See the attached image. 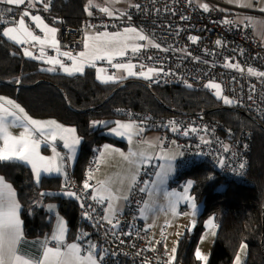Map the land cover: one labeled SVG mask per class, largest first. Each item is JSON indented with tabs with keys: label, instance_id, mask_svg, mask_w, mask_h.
Instances as JSON below:
<instances>
[{
	"label": "built area",
	"instance_id": "obj_1",
	"mask_svg": "<svg viewBox=\"0 0 264 264\" xmlns=\"http://www.w3.org/2000/svg\"><path fill=\"white\" fill-rule=\"evenodd\" d=\"M206 1L209 8L201 10L189 0H133L131 6L115 17L96 13L86 16L75 27L64 25L62 18L49 13L48 8L39 12L27 9V0L20 6L0 3V33L6 28L18 27L24 11L30 16L38 15L56 29V50L42 49L35 42L28 48L37 56L50 57L82 52L87 31L103 33L134 28L151 45L137 52L127 51L112 64L131 65L137 73L155 69L149 74L151 78L145 80L160 87H182L215 95L216 90L205 85L219 84L223 99L232 101L224 102L226 105L264 124V76L259 75L264 73V43L253 35L251 26H238L217 9L219 0ZM30 16L23 17L27 24ZM152 44L160 47H152ZM112 64L105 66L107 72L112 71ZM249 68L255 74H249ZM126 119L143 129L140 132L160 134L166 147L175 145L182 154L178 162L181 168L204 164L224 178L243 181L246 176L253 142L250 131L227 127L203 112L171 117L130 112ZM173 125L179 131H173ZM186 131L188 135H184ZM224 146L228 147L227 152ZM92 154L87 173L95 168L97 149H93ZM64 161V187L66 192L74 194L78 203L79 227L75 236L82 250L95 246L93 254L103 258L98 259L100 264H169L160 245L150 248L149 231L137 219L144 198L140 189L151 176L152 167L141 169L125 208L108 217L104 206L93 199L92 181L87 175L78 181L66 154ZM85 183L90 185L89 189H84Z\"/></svg>",
	"mask_w": 264,
	"mask_h": 264
},
{
	"label": "trees",
	"instance_id": "obj_2",
	"mask_svg": "<svg viewBox=\"0 0 264 264\" xmlns=\"http://www.w3.org/2000/svg\"><path fill=\"white\" fill-rule=\"evenodd\" d=\"M47 4L49 13L62 18L64 25L75 27L86 17L89 0H47ZM2 32L0 95L19 103L34 119H54L76 131L81 139L74 166L78 181L87 175L93 149L103 144L124 147L122 141L105 134V130L126 119L130 112L162 117L203 112L227 127L252 132V152L243 181L224 178L204 164L182 168L177 164L179 174L191 181L195 201L203 206L196 232L203 229L204 219H217V233L206 264H232L242 244L247 247L245 264H264L263 123L233 110L207 92L160 87L140 79L102 85L92 69L70 77L48 71L26 58L20 47L4 39ZM95 123L99 124L95 127ZM0 176L16 191L26 237L49 236L52 232L53 218L36 205L37 200L43 199L57 205L67 225V238L75 239L78 203L59 196L66 192L61 177L44 176L36 183L30 169L16 161H0ZM196 242L197 234L184 236L179 242L177 261L200 264L194 256Z\"/></svg>",
	"mask_w": 264,
	"mask_h": 264
},
{
	"label": "snow or ice",
	"instance_id": "obj_3",
	"mask_svg": "<svg viewBox=\"0 0 264 264\" xmlns=\"http://www.w3.org/2000/svg\"><path fill=\"white\" fill-rule=\"evenodd\" d=\"M39 2V0H37ZM0 3H5L9 5H16L20 6L21 4H25L26 0H0ZM28 6L31 7L32 3L31 0H27ZM91 0H89V7H91ZM247 6L251 7V4L249 3ZM47 7V5L45 6ZM204 10H207V5H201ZM88 9H86L87 11ZM11 11V9H9ZM101 11L108 12L107 8H102ZM261 11H264V9H261ZM111 15V13H108ZM30 13L28 11L23 12V17H29ZM23 17L18 21V27H9L6 30L3 31V35L7 37L10 40H13L17 44H23L26 42L27 38H30L34 42L44 43L45 41L39 40V38L34 35L26 26L25 20ZM31 20L34 21L37 26H40L43 24V21L41 20L40 16H30ZM44 30L51 34L53 38V44H55V28H49L46 25H44ZM127 34H132L134 38L139 40H145L146 37L139 32L136 31L134 28H127L125 29V36L124 39L119 38L121 34H116L115 36L108 37L104 41H100L99 36L93 38L94 43L91 45V52L90 55L95 59H101L103 55H124L125 50L127 49L128 45L126 43V40L129 38ZM193 39V42H195V38ZM219 44L220 42L217 41ZM90 45L87 43V38L85 41V48L88 49ZM152 47H160L158 44H152ZM133 52L137 51L138 49L136 47H133L131 49ZM24 55L32 57V53L29 52L27 49L24 50ZM63 55L68 59H73V66L71 68L65 67L59 60L51 59L46 61L47 63L56 65L59 64V66L67 72L69 75H72L75 72H83V62L77 64L75 58H73L69 53H63ZM81 57H86V53H80ZM35 58V57H32ZM109 63H111V59H109ZM228 67H239L238 65H226ZM117 68H124V65H116ZM131 68V65L128 66ZM48 71H52V68L47 69ZM156 70L149 68L147 70V73L141 72L139 75L143 76L146 79H150L151 76L149 74L154 73ZM249 74H255L253 73V70L251 68L248 69ZM129 75H132L133 73L129 71ZM259 75L264 76V73H259ZM100 79V77H97ZM115 77L108 76L105 78V82L107 80H114ZM188 87H191V85H188ZM205 87L214 88L216 89V95L217 98L220 97V85L215 83H210L205 85ZM224 102L232 103V101L228 100L227 98H224ZM9 105H12L13 108L17 110L18 113L21 114L23 121L27 122V125H31V128L38 132L41 136L47 137V133L44 131L46 128H52L57 129L61 133H68L69 135L66 137H62L65 139L64 147L67 148L70 152L74 150L75 145L79 143V140L74 137L75 130L74 129H63L60 125L56 124L55 121H47V122H41L38 120L31 119L29 116L24 114V110L20 108L18 105L13 104L12 101L6 102ZM5 111L3 108H0V112ZM8 116H13L12 112H7L6 116H0V136H3L4 138V148L0 149V161H8V160H17L22 161L24 163L30 164L32 166L33 173L36 175L37 178H39L41 171H47L51 172L53 170L60 171L59 165L55 164L53 160L46 159L43 156L39 155L38 148H39V140L34 139L31 135V131L25 127L24 132L21 133L19 137H12L9 135L7 131V127L5 125V120ZM21 117L17 116L15 117L16 120H19ZM172 124L173 122H169ZM122 129L124 132H126L129 136V139H131V136L134 131H136L133 124H119L117 123V130ZM173 131H179L174 125L172 127ZM139 131H143V129H139ZM191 131V130H189ZM117 134H121L119 131H117ZM184 135H188V132H184ZM52 139L54 140L56 137V132L51 133ZM207 143V141H204ZM228 147L224 146V151H228ZM123 158L127 160L133 167L135 171H139V168L137 167V163L139 162L141 166H143L144 161H150L153 159V157L148 156L145 154V152H132L130 151L127 156H124L123 153H121ZM180 155L179 152H171V153H163L157 157L156 159L163 160L164 163L160 164L159 171L155 172L154 175L156 177L155 181H152L151 183L155 184H162L164 183L165 179L170 175V173L173 171V161L176 160V158ZM222 163V161H221ZM244 165L241 164L240 168H243ZM135 175L133 174L131 177V181L135 182ZM147 184L148 182H144ZM84 189H89L90 185L88 183L84 184ZM191 187V182H189L188 186L185 187L184 193L182 196L179 197V199L185 200L189 203L190 207L193 210V214L195 213L197 205L195 204L193 198L188 195V188ZM102 192H104L106 195H101L99 197L100 201H104L107 199L109 201L108 208H112L111 201L115 199L112 192H110L103 183L101 184ZM141 192L146 191V188H141ZM69 196L74 195L73 193H66ZM14 193L11 191V188L9 185H7L4 182V178L0 177V264H97V260H102V257H97L93 253L95 251V246H90L88 250V254L82 255L81 248L78 247L76 244H71L66 246V251H61V245L63 241V234H64V224L63 221H60L58 223L57 232L53 234L52 239L56 242V247H45L43 252V259H37L35 261L24 258L20 255H17L16 251V243L21 237V229H20V220L17 214V210L19 208V205L16 203L14 199ZM172 197L176 196V193L167 194ZM96 197H93L95 199ZM124 199H127L126 196L123 197ZM171 207L173 211H175V201L171 202ZM107 219L109 224H112L111 219L108 217H105ZM213 222L210 219L207 222L206 226H212ZM113 227H116L115 224H112ZM245 248V245H241V250ZM173 257L175 254V248L172 250ZM196 256L200 260H205L206 257L202 256L199 251L196 252ZM169 264H172L171 261H169ZM235 264H240V257L239 255L236 257Z\"/></svg>",
	"mask_w": 264,
	"mask_h": 264
},
{
	"label": "crops",
	"instance_id": "obj_4",
	"mask_svg": "<svg viewBox=\"0 0 264 264\" xmlns=\"http://www.w3.org/2000/svg\"><path fill=\"white\" fill-rule=\"evenodd\" d=\"M189 1H191L193 4H195L201 10H204V8H202L201 5H207V9L209 8V4L206 0H189ZM132 3H133V0H102V1L92 0L91 1L92 6L89 7V4H88V8H87L88 10L86 11V16H90V15L97 13V14L105 15L107 17H115L117 14H120L126 8L131 6ZM249 3L251 4V7L247 6ZM102 8H107L108 12L101 11ZM217 9H219L224 15L232 18L238 26H242V27H244L246 25L251 26L253 35L259 41L264 43V11H261V9H264V0H219V4L217 6ZM108 13H111V15H109ZM25 24L28 27V29L34 35H36L39 38V40L45 41L44 43L35 42L39 45L40 48L47 49L50 51L56 50V33H55V38H54L55 44H53V42H52L53 38H52L51 34L47 33L44 30V25H46L49 28H54V27L50 26L45 21H43V24L40 26H37V24L32 20L30 21L29 24H27L26 22H25ZM6 29H4V30H6ZM136 31L139 32L138 30H136ZM118 33L121 34V36L119 38L124 39L125 30L103 32V33H95L93 31H87L84 35V49H83V51L76 53L74 55H71L73 58H75L77 64L83 62V72L82 73L75 72L72 75H69L67 72H65L59 66V64L53 65V64L46 62V61L51 60V59H56V60H59L65 67L71 68L73 66V59L66 58L63 55V53H60L58 55L55 54L54 56H50V57H40V56H37L36 54H34L33 50L28 48V45L31 44L32 42H34L30 38H27L26 42L23 44H17L13 40H10L7 37H5L3 35V32H2V36L8 42L20 47L23 55H24V50L27 49L29 52L32 53V57H35V58H32V57L24 55L26 58H28L30 60H34V61L42 64L47 69L52 68L53 69L52 71L56 72L57 74H61V75L70 77V76L82 75L87 69H92L94 71L96 81L102 85L122 83L123 81H125L127 79H140V80H142L141 75H139V73L135 72L134 69L129 68L128 66H125L124 68H117L116 65H118V64H115V65L112 64V62H114L115 59H120L123 55L122 56L121 55L109 56V55L105 54L102 56L101 59H95L90 55L91 45L94 43L93 38L99 36L100 41H104L108 37L115 36ZM139 33L142 34L141 32H139ZM127 36L129 37L126 40L128 47L125 50L124 54L127 51H132L131 49L133 47H136L138 49L137 51H140L143 48L151 45V42L148 39L139 40V39L134 38V36L132 34H127ZM86 38H87V43L90 45V47L88 49L85 48ZM137 51H135V52H137ZM80 53H86V57H81ZM109 59H111V63H109ZM111 64H112L113 69L111 72H107L105 69V66H109ZM129 71H131L133 74L129 75L128 74ZM98 76L100 77V79L97 78ZM108 76H113V77H115V79L114 80H107L105 82V78ZM9 100L12 101L13 104L18 105L20 108L23 109V107L19 103L15 102L14 100H12L6 96L0 95V108H3L5 110L3 112H0V116H6L7 112L13 113V116H8L7 119L5 120V125L7 127V131L9 133V135L12 137H19L21 135V133L24 132V128L27 127L31 131L32 137L34 139H38L40 142L39 148H38L39 155L45 157L46 159L53 160L55 164L59 165L60 171H56V170H53L51 172L41 171L39 178H37L36 175L33 173L32 166L30 164L24 163L22 161H17V160H8V161H16V162H19V163L26 165L30 169V171L32 173V177L36 183L39 182L41 177H44V176L45 177H61L63 179L64 173H65V167H66V163L64 161V155L65 154L67 155L69 165L74 167L78 153H79L81 139L77 135L76 131L74 133V137L79 140V143L76 144L74 150L70 152L67 148L64 147L65 139L62 138V137L68 136L69 135L68 133H61L57 129L46 128L44 131L47 133V137L41 136L38 132H36L35 130H33L31 128V125H27V122L23 121L21 114L18 113L17 110L12 107V105H9L6 103ZM24 114L29 116L25 112V110H24ZM17 116H20L21 118L19 120H16L15 117H17ZM30 118L34 119L32 117H30ZM34 120H38L41 122L55 121L56 124L60 125L61 128H63V129H73L71 127H66V126L62 125L61 123H59L58 121H56L54 119H34ZM122 120H125V119H122ZM119 121H121V120L116 121L113 124V126L108 128L107 130H105V134L111 136L112 138H114L118 141H122L124 143V147H126L127 141H124V139L120 140V138L118 139L113 134V131H114V129H115V127ZM52 132H56V137L54 140L52 139V136H51ZM108 145H111V144H108ZM3 148H4V138H3V136H0V149H3ZM110 150H113V149H109L107 147H99L97 149V156L94 159L95 166L97 165V160L99 158H100L99 165L106 163L105 162L106 153ZM98 170H99V168H98ZM92 171H94V170H92ZM92 176H94V179H95L94 181L91 180L89 172L87 173V178L92 181L93 185H95L97 183V173H96V175L93 174ZM0 177H2V176H0ZM4 182L10 186L11 191L15 194L14 199H15L16 203L19 205V208L17 210V214H18L19 220L21 222V224H20L21 237L15 245L17 255H20L24 258L31 259L33 261H35L37 259H43V252H44L45 247H56V242L52 239V237H53V234L57 232L58 223L60 221H63V224H64V234H63V241H62V245H61V251H66V246L71 245V244H76L79 247L78 239L76 238V236H75V239H73V240H69L67 238V235H68L67 225H66L64 218L60 214L59 215L61 216L62 219L59 221H57L56 216H51L50 214H48L54 220L53 229H52V232L49 236H43V237H37V238L26 237L24 235L25 234L24 233V227H23V222H22V218H21L22 208H21V205L19 203L16 191L14 190L13 186L9 182H7L5 179H4ZM93 192L96 194L97 197H100V193L98 192V190L93 191V186H92V193ZM126 201H124V202H121V201L118 202L117 201V202H115L114 207L116 209H117V207L125 208ZM100 203L102 204V202H100ZM49 204H50L49 201L45 202V201H43V199H39L36 201V205L38 207H42L46 212L49 210ZM102 205L104 206V209H105L108 206V203H105ZM123 208H122V210H123ZM57 210H58V208H57ZM50 213L51 214L55 213V209L52 208L50 210ZM106 215L109 217L112 214L111 215L106 214ZM81 252H82V255H85V256L88 254L87 250L81 249ZM97 264H100V262L98 260H97Z\"/></svg>",
	"mask_w": 264,
	"mask_h": 264
},
{
	"label": "rangeland",
	"instance_id": "obj_5",
	"mask_svg": "<svg viewBox=\"0 0 264 264\" xmlns=\"http://www.w3.org/2000/svg\"><path fill=\"white\" fill-rule=\"evenodd\" d=\"M32 6L27 7L29 10H34L36 12L46 11L48 8L47 0H31ZM47 5V7H45ZM44 21V20H43ZM118 60V59H115ZM114 60V61H115ZM142 80H145L143 76H141ZM216 90V89H215ZM219 101H223V96L220 91V97L217 98V95H212ZM119 124H133L136 131L133 132L131 139L126 132L122 129L117 130V125L113 131V134L120 140L124 139L127 141V145L124 148L111 146L108 144H103L101 147H107L110 150L106 153L104 164L99 165L100 158L97 160V165L93 169L94 171L89 172L90 178L94 181L93 174L97 173V183L93 185V191L98 190L101 195H106L102 192L101 184L103 183L107 186L108 190L112 192L115 199L111 201L112 208L109 209L108 206L105 208L106 214H113L115 211L122 210L123 207H114L115 202H124L128 199L130 192L133 186L137 183L141 169L143 167H152L153 172L148 180L147 184H143L142 188H146V191L143 192L144 198L141 203V207L137 214V219L143 224L144 229L149 231L148 234V242L150 248L154 249L157 245L161 246V250L166 254L169 261L172 264H183L180 261H177V252L179 248L180 240L188 235L192 236L197 234V242L194 248V256L199 261L200 264H206L210 252L216 237L217 233V225L214 216H210L204 219L202 223V230L200 232L197 231L198 223L200 215L203 211L202 203H197L194 199V196L191 194V187L188 188V195L191 196L197 205L195 213L193 214V210L190 207L189 203L185 200L179 199L180 196L183 195L185 187L188 186L189 182H191L187 177L181 176L178 172V164L182 159V154L178 148L174 145H169L166 147L161 139V135L157 133H143L140 132L137 125L128 119L121 120L118 122ZM99 123H95V127ZM119 131L121 134H117ZM126 139V140H125ZM117 147V148H116ZM145 152L146 155L153 157L150 161H144L143 166L140 163H137V167L139 171H135L132 165L123 158L121 153L124 156H127L129 152ZM171 152H179L180 155L173 161V171L170 175L165 179L162 184H153L152 181L156 180L154 175L155 172L159 171V165L164 163L163 160L156 159L155 157L163 154V153H171ZM108 162V163H107ZM99 168V170H98ZM135 175V182L131 181L132 175ZM38 183V182H37ZM63 192L59 196H62L66 199L73 200L75 198L74 195L69 196ZM71 193V192H70ZM171 193H176L175 197L170 195ZM126 196L127 199L123 197ZM93 197H96L95 200H99V197L93 192ZM175 201V211H173L171 207V202ZM102 204L109 203L107 199L104 201H100ZM49 210L48 214L51 216H56L57 221L61 220V216L58 213L57 205L53 202H49ZM55 209V213L51 214L50 210ZM124 209V208H123ZM212 220V226H206L209 220ZM173 248H175V254L173 257ZM199 251L202 256L206 257L205 260H200L196 256V252ZM247 252V247L241 250V246L232 262L235 264L236 257L239 255L240 264H243L245 255Z\"/></svg>",
	"mask_w": 264,
	"mask_h": 264
}]
</instances>
